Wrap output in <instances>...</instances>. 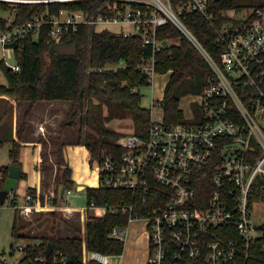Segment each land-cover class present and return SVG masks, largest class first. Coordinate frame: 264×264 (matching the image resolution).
Wrapping results in <instances>:
<instances>
[{
	"label": "built area",
	"instance_id": "built-area-1",
	"mask_svg": "<svg viewBox=\"0 0 264 264\" xmlns=\"http://www.w3.org/2000/svg\"><path fill=\"white\" fill-rule=\"evenodd\" d=\"M122 1L140 3L144 9L124 7L123 3L124 9L118 8ZM113 4V16L100 15L96 20H89L81 11H61L60 16L50 18L35 16L0 30V46L6 47L18 37L34 38L43 23H50L51 34L57 36L62 26L89 22L126 26L129 30L121 31L124 36L139 34L154 53L166 44L156 35L158 26L170 22L180 30L213 71L196 94L199 111L184 114L182 110L184 121L176 124L151 119L146 139L132 131L119 140L126 150L118 158L102 154L95 159L98 186L129 190L133 199L116 206L90 202L86 209L98 217L107 211L125 214L127 225L116 226L110 233L122 241L130 224L141 221L147 244L145 264H246L248 248L259 236L254 203L264 201L261 195L254 200V182L264 177V6L241 9L240 18L234 17L233 8L223 10L238 21L216 30L221 51L215 60L181 16L195 11L210 19L208 0H187L177 10L170 0H114ZM153 62L152 56L141 68L147 75L145 86L152 90L158 74ZM19 68V64L11 65L14 71ZM151 102L159 103L153 97ZM24 198L25 204L17 206L22 216L34 208H54L50 203L37 204L27 193ZM230 230L239 238H232ZM15 243L0 248V264L44 263L52 253L30 258L23 251L24 243ZM55 256L52 264L65 263L61 253ZM108 256L98 251L86 253L87 259L99 264H106Z\"/></svg>",
	"mask_w": 264,
	"mask_h": 264
},
{
	"label": "trees",
	"instance_id": "trees-1",
	"mask_svg": "<svg viewBox=\"0 0 264 264\" xmlns=\"http://www.w3.org/2000/svg\"><path fill=\"white\" fill-rule=\"evenodd\" d=\"M114 0L105 5V0H70L54 2H11L0 0V30L21 25L35 16L50 18L60 16L61 11H81L88 15L89 20L98 16H113ZM187 0H170L171 6L177 10L180 4ZM241 0H208L210 19L189 11L182 14V20L190 32L196 37L210 56L218 60L221 46L217 42L216 30L230 22H237L230 17L227 9L241 10L245 4ZM124 7L144 9V5L133 1H122ZM254 3V2H253ZM264 6V0H257L252 6ZM121 9H124L121 5ZM11 14V19L3 13ZM156 35L166 44L153 53L150 45L143 44L139 34L124 36L121 31L108 28L97 29L94 23H77L68 28L62 26L57 36L51 34V24L43 23L34 38L18 37L6 47H11L17 71L8 69L4 59H0V69L6 83H0V99L13 101L16 105L27 102L29 105L22 114L13 134L0 139V145L9 140V158L11 164L20 165L19 150L28 126L27 118L31 109L39 101H67L70 107L65 117L59 122L58 134L55 136V158L41 160V165L53 167L56 165L53 177V195L38 187H29L26 193L32 201L45 206H54L52 211L44 213L49 218L48 230L38 242L34 241L29 223L18 219L15 197L7 196L6 202L14 208L11 225V235L16 241L24 243L23 251L27 257L34 258L43 254L48 242L52 245V253L44 263L52 264L59 252L65 257L64 264H99L87 259L86 253L98 251L105 255H119L124 250V241L111 236L114 227L127 225V216L122 213L107 211L98 217L88 214L84 228L69 226L72 235L59 233L60 225H67L66 218L60 213V208L66 203L65 193L73 189L75 183L71 177V168L64 158L63 132L70 128L75 133L73 143L84 145L90 155V161L98 159L102 154H112L119 157L126 149L119 140L125 134L109 127L112 120H131L133 132L139 138L146 139L151 123V111L141 105V86L147 84V75L141 69L154 57V67L157 73L169 72L168 81L164 87L160 106L163 110V121L166 124L183 122V112L180 108L182 96L201 92L207 81L212 78L213 71L204 56L172 23L167 22L157 27ZM76 45L74 53H60L57 44ZM53 139L54 136H51ZM48 165V166H47ZM47 168V169H48ZM7 165L0 166V189L7 177ZM25 175L21 172L20 178ZM264 177H258L254 182V200L261 195L264 200ZM86 203L97 205H119L122 201H130L133 196L129 190L115 189L104 186L85 187ZM1 206V204H0ZM77 219V218H76ZM75 219V220H76ZM75 220H69L71 224ZM259 236L249 246L246 264H264V220L256 225ZM232 238H239L234 230L229 231ZM15 241L13 240L12 244Z\"/></svg>",
	"mask_w": 264,
	"mask_h": 264
},
{
	"label": "rangeland",
	"instance_id": "rangeland-1",
	"mask_svg": "<svg viewBox=\"0 0 264 264\" xmlns=\"http://www.w3.org/2000/svg\"><path fill=\"white\" fill-rule=\"evenodd\" d=\"M241 1H242L241 4H245L246 6L248 5L252 6L256 3L257 0H241ZM1 13L2 12H0V14ZM3 15L7 16V18L9 19H11L12 16L8 12L3 13ZM233 15L235 18H240L243 15V11L234 10ZM104 27L113 31L129 30V28L126 26L120 27V25H112V24H100L97 26V29H102ZM0 59H4L7 66L8 65L11 66L16 63V57L14 56L11 47L2 48L0 46ZM154 78H155L154 79L155 85L153 86V90L150 85L143 86L140 88L142 94L141 105L150 109L151 119L160 120L163 118V110L159 103L163 97L164 87L169 78V72L164 74L158 73ZM0 83L2 84L6 83V79L1 69H0ZM152 97L154 98V101H158L159 103L158 104L154 103L152 105L151 102ZM42 104L43 102H38L36 104V108H40ZM22 108L23 106L19 105L20 113H18L17 106L13 101L7 102L6 99H0V139L8 138L9 135L13 134L17 123H19L22 119V111L24 109ZM180 108L181 110H183L184 114H189L190 110H192L193 112H198L199 107H198V101L196 99V94L189 93L182 96L180 99ZM39 118L43 120V117L41 115L33 116V124L31 125L35 127V123L36 121H39L38 120ZM59 118L60 117L55 118V120L53 121L54 126L52 127H50V125L47 123L44 124L46 127L45 137L48 139L50 145H49V149L46 152L44 149L43 150L46 153V156L48 157L50 162L51 160L53 161L55 158V150L57 148L55 144V136H57V133H55L54 131H58V125L60 120L62 119ZM107 125L111 128L123 132L125 135L130 134L133 130V123L131 120H118V119L112 120L108 122ZM50 128H52L53 131L48 133L47 130L50 131ZM31 130L32 129H30V131ZM68 130H70L71 132H69L67 138H73L75 136V133L70 128H68ZM51 136H54V138L52 139ZM9 146H10V141L9 140L4 141V145L0 147V158L3 157L7 158L6 154L9 149ZM92 163H93L92 164V168H93L95 164L94 162ZM54 168H56L55 164H54ZM54 168L50 173V175L51 174L53 175ZM52 175L50 176L49 181H51ZM96 179L98 180V177ZM77 188L78 187L76 185L72 189L73 193L69 197V203L70 205H73L74 207L78 208V212L80 216H78L77 219L75 218L76 220L74 219L76 222L75 224L74 222L73 224H71L70 221L67 219V222L69 223L68 226L66 224L60 225L64 229L69 230L67 233L64 232L65 235L74 234V232H72V230L69 229V226L71 228V226L73 225L79 227L80 229H83L84 223L86 222V218L85 217L83 218V212L85 211V207L87 205L86 194L85 191L83 192L82 190H78ZM24 196L25 194H23L22 199L24 198ZM19 209L20 208H17L18 219L22 220L23 217H25L24 220L30 224L29 227H31L32 229V232L30 234H33L34 237L36 238L39 237L41 239V237H43L46 231L48 230V224H49V218L44 213L52 211L53 209H51L49 206L47 208L46 207L38 208L37 212L31 211L28 216H23V217L19 213ZM60 213L62 214L63 217H65L63 215V212L60 211ZM13 217H14V208L12 206L8 205L7 203H4L3 205L0 206V248L8 249L10 242H13V240L17 242L16 239H14L11 235V225H12ZM253 217L256 224L263 222L264 201L263 203H261L260 201H256L254 203ZM125 232H127V237L123 239L125 242V247L122 254L108 256L106 264H145L143 263V260L145 259V256L147 254V247L145 240L146 239L145 232L142 231V222L135 221L131 223L129 226V230L128 231L125 230ZM138 242L141 243L137 245ZM138 246H140V248H137ZM138 249L140 250V253Z\"/></svg>",
	"mask_w": 264,
	"mask_h": 264
},
{
	"label": "crops",
	"instance_id": "crops-1",
	"mask_svg": "<svg viewBox=\"0 0 264 264\" xmlns=\"http://www.w3.org/2000/svg\"><path fill=\"white\" fill-rule=\"evenodd\" d=\"M39 102H43L41 107L36 108V104L38 103L36 102L27 118L28 126L26 129L25 136L23 138L22 146L19 150L20 166L25 177L20 178L18 180L16 186L8 195L9 198H11L12 195L15 197L16 201L18 202L17 206L25 204V200H23L24 198L22 199V196L23 194H26V190L29 187H38L41 190V192L45 191L50 195H53L52 181L55 175L54 164L53 167L49 165L50 166L49 168L41 165V160L48 159L45 152L49 149V145H50L48 139L45 137L46 127L44 124L47 123L50 125V127H52L54 126L53 121L55 120L56 117H60L59 119L61 118L63 119L67 113L68 108L70 107V104H68L70 102L67 101H39ZM19 105L23 106L24 108V109L22 108L23 109L22 114H23V112L25 111V109L28 107L29 104L27 102H21L18 105H16L18 113H20ZM36 115H41L43 117V120L39 118L38 119L39 121H36L34 127L31 124H33V116ZM29 128L32 130L30 131ZM47 131L49 133L53 131V129L50 128V131L49 130ZM54 132L58 134V131H54ZM69 132L71 131L66 129L63 133V140L66 141V144L63 147L64 158L71 168V177L75 183V186L76 185L77 187L83 186L82 191L84 192L85 187L87 186L88 187L98 186L97 183L98 180L96 179L98 177V175L96 174L97 169L96 166L92 168L93 163L92 161H90V155L88 149L82 144L71 142L73 138H67ZM3 145L4 142L3 144L0 145V147H2ZM9 149L6 154L7 158L5 157L0 158L1 160L0 166L11 164V160L8 155ZM43 149L45 150V152ZM53 168H54V173L53 175L51 174L52 179L51 181H49V178L51 176L50 173L52 172ZM72 193H73L72 190L70 194L65 193L66 203L61 206L60 211L63 212V215L65 217L71 218L69 220L73 221L75 218H78L80 214L78 212V208L74 207L73 205H70L69 203V197L72 195ZM5 203L7 202L5 201ZM67 209L70 210L67 211ZM33 211L37 212V209L34 208ZM88 214H92V213L85 207V211L83 212V218L84 217L86 218ZM68 231L69 230L64 229L62 226H59V232L67 233ZM38 238L34 237V241L38 242L40 239ZM140 243L141 242H138L137 245ZM124 247H125V242H124ZM137 248H140V246H138ZM138 251L140 253L139 249ZM146 258H147V254L145 256V259L143 260V263L146 262Z\"/></svg>",
	"mask_w": 264,
	"mask_h": 264
},
{
	"label": "water",
	"instance_id": "water-1",
	"mask_svg": "<svg viewBox=\"0 0 264 264\" xmlns=\"http://www.w3.org/2000/svg\"><path fill=\"white\" fill-rule=\"evenodd\" d=\"M163 43L165 44L166 42H163ZM56 49L60 53L70 54V53L75 52L76 45L74 43H72V44H57ZM10 68H11V66L8 65V69H10ZM7 170H8L7 177L4 180V183L0 189V204L1 205H3L5 203L7 196L16 186L18 180L20 179L21 172H22L21 166L16 165V164L7 165ZM77 189L82 190L83 186H79ZM12 245H13L12 242H10L9 247H11ZM51 250H52V245L50 242H48L46 245L45 251H44V254L46 257L49 256Z\"/></svg>",
	"mask_w": 264,
	"mask_h": 264
}]
</instances>
